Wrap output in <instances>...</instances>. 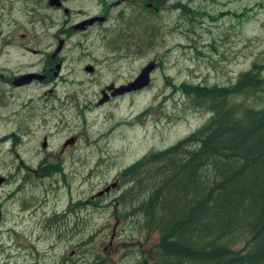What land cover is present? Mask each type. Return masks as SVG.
Returning <instances> with one entry per match:
<instances>
[{"label": "rangeland", "instance_id": "374dc122", "mask_svg": "<svg viewBox=\"0 0 264 264\" xmlns=\"http://www.w3.org/2000/svg\"><path fill=\"white\" fill-rule=\"evenodd\" d=\"M40 1L13 0L11 11L0 12L1 34L52 41L64 17ZM121 1L67 3L84 16L107 11L108 20L85 35H69L52 92L0 85V264L150 261L158 236L120 206L113 210L125 189L119 173L210 117L192 107L180 86L228 87L252 63L264 64V0H164L157 11L137 9L141 0ZM153 60L148 86L98 104L100 89L125 85ZM235 101L256 106L253 99ZM71 137L74 146L60 162L57 151ZM114 182L115 189L91 199Z\"/></svg>", "mask_w": 264, "mask_h": 264}, {"label": "trees", "instance_id": "16d2710c", "mask_svg": "<svg viewBox=\"0 0 264 264\" xmlns=\"http://www.w3.org/2000/svg\"><path fill=\"white\" fill-rule=\"evenodd\" d=\"M179 88L210 117L118 175L113 210L158 236L155 256L137 264H264V64L228 87Z\"/></svg>", "mask_w": 264, "mask_h": 264}, {"label": "flooded vegetation", "instance_id": "af4514ba", "mask_svg": "<svg viewBox=\"0 0 264 264\" xmlns=\"http://www.w3.org/2000/svg\"><path fill=\"white\" fill-rule=\"evenodd\" d=\"M48 0H41L38 4L43 2V5L46 9L57 12L63 15L64 19L60 21L59 28L50 38L52 41H48L44 45L42 44L41 38H36L31 36L29 33H20L15 36L16 32L12 31L9 33L0 32V85L2 87H8L10 90L17 91H27L33 85L46 88V91L43 92V95L47 92H52L51 87L54 86L57 79L60 76V70L63 64V52L64 45L69 35L71 34H81L85 35L89 30L93 28H101L108 20L106 12H100L99 15L84 16L82 12L77 10H72L67 6V3L70 0H58L59 6H48ZM164 0H141L137 1L139 8H144L146 11H157ZM101 5H105V0H98ZM123 2V0L121 1ZM121 2L114 4L115 6L119 5ZM13 0H0V12L2 11H11L12 10ZM37 4V3H36ZM36 6V5H34ZM28 7V6H27ZM29 12L33 11L32 7H28ZM73 15H78V19H74ZM92 17L103 18L102 21H94L90 25L81 24L87 19ZM57 23V22H56ZM55 24L52 22L49 27H54ZM105 36V32L101 35ZM45 40V39H43ZM79 47V43H76ZM123 47V46H121ZM81 48V47H79ZM38 56L36 62H32L31 58ZM154 61V60H153ZM57 66V69H56ZM91 67L90 65H84L83 71L86 73H92L93 69L91 67V72H87L85 69ZM29 74H35L37 77L30 78L28 82L23 83L20 79ZM117 87L113 83H109L107 86H104L103 89L99 90L101 92L108 94L111 90L106 91L107 87L110 86ZM120 86V85H119ZM48 88V89H47ZM26 103V102H25ZM32 101L29 100L26 105H31ZM44 140V146L42 147V142ZM75 138H67L64 140L62 145L57 151L56 157L62 162L61 158L63 155L67 154V149L74 146ZM40 149L45 151L46 149V137H42L40 143ZM43 166V165H41ZM57 169L62 168V163ZM57 167V166H54ZM54 167H48L46 169H54Z\"/></svg>", "mask_w": 264, "mask_h": 264}, {"label": "water", "instance_id": "95a60500", "mask_svg": "<svg viewBox=\"0 0 264 264\" xmlns=\"http://www.w3.org/2000/svg\"><path fill=\"white\" fill-rule=\"evenodd\" d=\"M47 5L48 6H55L58 7L59 3L58 0H48L47 1ZM103 18H96V17H92L90 19H87L86 21H84L81 24H86V25H90L92 24L94 21H102ZM156 64L154 63V61H149L147 62L138 72L137 76L130 82L126 83L125 85H120L117 87H113L112 85L110 87L106 88V91L111 90L108 94H105L103 92L100 93V100H98V104H102L105 101H107V99L109 97H117V96H121L124 94H128V93H132V92H136L139 91L140 89L148 86L149 81H150V73L155 69ZM57 69V66H56ZM87 72H91V67H87V69H85ZM37 77V75L35 74H29L26 75L24 77H21L20 79L22 80L23 83L28 82L30 78H35ZM44 140L42 142V147L44 146ZM3 178L0 177V184L3 182ZM116 182L109 184L107 186H105L102 190L98 191L96 194H94L92 198H96V197H100L103 194L107 193L110 189H113L116 187Z\"/></svg>", "mask_w": 264, "mask_h": 264}]
</instances>
